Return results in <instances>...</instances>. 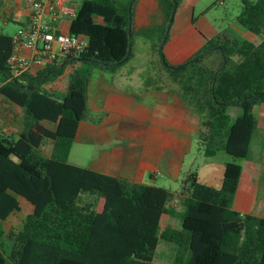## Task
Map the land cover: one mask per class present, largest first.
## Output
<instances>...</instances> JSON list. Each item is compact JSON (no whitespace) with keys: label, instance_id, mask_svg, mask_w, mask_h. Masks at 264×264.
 <instances>
[{"label":"trees","instance_id":"16d2710c","mask_svg":"<svg viewBox=\"0 0 264 264\" xmlns=\"http://www.w3.org/2000/svg\"><path fill=\"white\" fill-rule=\"evenodd\" d=\"M161 45L169 38L180 0H168ZM130 1L80 0L68 31L88 38L68 75L63 93L43 87L67 63L47 64L35 76L11 77L7 58L12 39L0 30V95L22 109V128L0 130V264H161L160 240L176 245L170 264H264V217L232 208L242 160L248 155L256 117L264 101V0H241L238 23L258 43L217 34L179 68L159 54L165 68L201 114L198 145L205 156L225 151L218 188L185 175L179 192L95 172L68 161L79 121L89 119L86 89L92 66L115 69L131 54ZM66 58V57H65ZM71 58V57H67ZM236 58V59H234ZM229 106L241 112L231 120ZM50 141L47 152L43 143ZM83 193L103 199L100 211ZM175 198L182 210L170 203ZM31 205L20 228L3 222ZM163 214L176 216L180 228L160 227Z\"/></svg>","mask_w":264,"mask_h":264},{"label":"crops","instance_id":"0c3cea01","mask_svg":"<svg viewBox=\"0 0 264 264\" xmlns=\"http://www.w3.org/2000/svg\"><path fill=\"white\" fill-rule=\"evenodd\" d=\"M66 1L76 8L80 0ZM120 1H130L131 56L113 70L98 66L90 68L86 89L89 119L78 122L68 161L131 182L162 186L176 195L185 175L193 171L201 182L218 188L225 163L231 157L223 150L211 156L202 153L197 139L201 114L188 94L173 80L174 75L165 68L159 47L165 62L174 67L188 60L206 39L219 33L229 35L209 18V4L201 5V0H180L169 38L161 45L169 1ZM28 17L26 0L0 1V23L14 22L18 25L13 36L20 26L27 23ZM69 23L70 18L65 15L53 22L64 31H68ZM236 30L241 32L235 26L233 31ZM20 51L28 53L26 49ZM65 60L64 69L80 65L79 60L73 58L60 57L56 62L62 64ZM15 106L19 108L18 115L7 121V128L0 126L1 131L14 135L22 128V109ZM258 106V113L253 108L256 127L248 155L241 162L242 171L232 208L264 217V209L261 210L264 199L258 203L254 195L264 192V101ZM177 200L170 202L176 211ZM100 203L103 206L102 198ZM102 206L96 211H100ZM164 226L180 228V220L163 214L160 227Z\"/></svg>","mask_w":264,"mask_h":264},{"label":"built area","instance_id":"2783aa9c","mask_svg":"<svg viewBox=\"0 0 264 264\" xmlns=\"http://www.w3.org/2000/svg\"><path fill=\"white\" fill-rule=\"evenodd\" d=\"M5 1V0H0ZM29 5L27 23L18 28L7 58L11 77L35 76L47 64L60 57L78 58L88 46V38L58 29L53 22L60 16L73 17L76 8L66 0H26ZM26 49L27 54L20 50Z\"/></svg>","mask_w":264,"mask_h":264},{"label":"rangeland","instance_id":"374dc122","mask_svg":"<svg viewBox=\"0 0 264 264\" xmlns=\"http://www.w3.org/2000/svg\"><path fill=\"white\" fill-rule=\"evenodd\" d=\"M209 4L208 16L211 19H214L216 24L219 28L224 32H226L230 39H238V40H249L253 43H258L263 39L262 34H253L248 32L246 28L240 26L236 16L240 13L241 7V0H201L200 4ZM17 23L14 22H7L6 24L0 23V27L2 28L1 31L5 34H9L13 36L14 31L17 28ZM239 28L241 32L238 30L233 31L234 28ZM236 59V58H234ZM74 69L73 65L64 69L59 75L53 77L49 81H46L43 84V87L49 91L62 93L67 85L68 75ZM254 112L258 113L259 106L256 104L254 106ZM18 109L15 105L10 104L9 102L5 101L0 95V121L2 124L0 125L1 128L5 129L8 126L7 121H10L11 117L14 115H18ZM228 114L230 115L231 120L241 112V109L237 106H229L228 107ZM51 146L50 141H46L43 143V151L47 152ZM253 194V193H252ZM256 197V201L259 203V200L263 201L264 199V192H256L254 193ZM22 202V210L13 214L8 220L3 222V226L6 230L10 229L11 227L20 228L22 220L27 212L30 210V205L26 203L24 200ZM79 202L81 204L89 202L92 204V208L96 211L99 210L102 206L101 197L97 195H89L87 193H83L80 198ZM264 203V202H263ZM177 210H182L181 203L179 200L176 201ZM32 208V207H31ZM264 207H261V210ZM176 250V245L165 240H160L158 243V249L155 255L156 263L161 264H170L172 257L174 256V252Z\"/></svg>","mask_w":264,"mask_h":264},{"label":"water","instance_id":"95a60500","mask_svg":"<svg viewBox=\"0 0 264 264\" xmlns=\"http://www.w3.org/2000/svg\"><path fill=\"white\" fill-rule=\"evenodd\" d=\"M128 32H129V34H130V26H129V28H128ZM129 51H130V48H129ZM181 65H178V66H174L173 68H179Z\"/></svg>","mask_w":264,"mask_h":264}]
</instances>
